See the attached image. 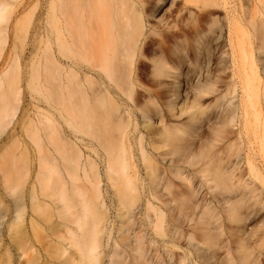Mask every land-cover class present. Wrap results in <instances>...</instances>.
Returning a JSON list of instances; mask_svg holds the SVG:
<instances>
[{"label":"bare ground","instance_id":"6f19581e","mask_svg":"<svg viewBox=\"0 0 264 264\" xmlns=\"http://www.w3.org/2000/svg\"><path fill=\"white\" fill-rule=\"evenodd\" d=\"M201 1L203 0L198 3ZM151 2L152 0H0V137H4V143H1L2 139L0 141V233H7L16 242L21 257L32 253L35 240L40 237L46 239L48 248L45 251V263H41V256L36 253L29 254L28 264H205L206 260L203 259V263L201 261L202 255L206 253L202 254L204 242H210L206 248L212 244L219 245L216 241L220 239V235L219 239H212L213 235L206 228L207 222L202 220L210 210L208 206H201L207 209L206 213L202 210L201 213H205L203 217L200 212L197 215L202 219L198 220L194 215L201 211L199 205L202 202L199 199L196 200L198 202L194 201L197 194V198L201 195L194 193L197 190L194 189L195 185L200 188L201 184L204 190L206 186L203 185L209 184V189H206L211 191L210 189L221 190L224 187L227 190V187L231 185L233 188L235 185L232 184H236V189L244 188L242 195L241 191H237L241 198L250 197L260 201L264 208V102L262 101L263 106L261 104V99L264 98L261 92L264 90V78L259 74L260 68H251L249 63L250 71L243 69L245 79L243 80V74L240 79L245 84L242 87L244 95H241L240 88V98L237 92L239 79L235 81L237 76L232 74L234 81L229 84V89L223 96L228 98L229 108L226 109H230V114L224 120L218 114L221 121H215L217 125L212 126L210 138H207L209 134L206 132L202 133L207 134V139L205 141V136L200 135L203 140L201 144V137L196 134L197 139L194 135L195 139L200 140L199 146L195 143L197 140L192 138L190 147L186 148L184 154L178 150L184 138V131L181 130H185L186 126L196 129L199 120L205 118L206 111L210 114L212 110L204 99L217 91V81H205L206 85H197L196 90L192 88L193 99L188 101V98L182 105L176 99V102L169 101L165 105L161 104L162 107L157 106L156 117L136 103L137 110L139 108L142 111L141 130L137 129V124L133 128L128 111L121 110L116 95L120 98L128 95L130 98L138 89L152 91L146 85V76L157 80L155 84L160 86L164 82L163 78L173 80L174 75L171 76L168 67L172 61L167 51V42L166 47L153 53L155 60L147 56L153 40L152 32L150 31L151 35L147 32V22L152 15ZM204 5L200 8V23L205 22ZM200 27L202 28L201 25ZM261 47L262 45L257 49ZM251 59L253 64L257 63V60L254 61L255 56H251ZM238 65L240 68H247V64ZM256 81L260 83L259 88ZM237 98L239 102L236 104L234 101ZM218 100L217 98V102ZM211 102V105L219 104ZM219 102L225 104L224 100ZM226 109L222 110L224 116L229 113H225ZM184 115L188 116L186 122L170 125L169 121L186 118ZM200 116L204 117L199 118ZM155 118H158V122ZM204 121L200 120L201 125L209 123H203ZM240 123H245L244 130L248 129L250 134L254 132V136L257 135L254 141L259 143L254 145L258 146V152L254 153L252 149L256 142L250 144L253 154L245 155L246 157L239 155L240 147L236 148L239 149V154L235 153L233 148L236 145L231 144L234 140L230 141V134L234 137L236 135L233 134L238 132L233 133L231 128L232 132H228L229 126L243 128ZM65 126H68V130ZM203 126L205 125L200 128ZM244 130L239 134V139H242V134L245 135L244 138L248 136L249 132L246 131L245 134ZM68 131L77 139H81L80 134L90 135L93 146L103 151L104 174L111 185L116 210L114 223L108 216L102 194L100 178L104 176H100V170L95 161L90 162V157L87 156L90 161L83 160L82 150L77 142L68 139ZM237 138H234L236 144ZM240 141L239 144H242ZM226 142H229L228 149L229 146L232 147L230 152L233 155L226 146L223 147ZM176 152L182 155H177ZM224 153L230 158L221 157ZM231 155L244 157L245 162L243 159L241 162L246 163L247 169L243 167L245 174L238 172L240 169L237 165L240 167L241 158H238L239 162L235 167L238 171L231 168L232 165L227 167L233 158ZM221 160L224 163L222 165L227 167L226 171L221 166ZM234 189L232 190L235 192ZM15 195L17 198L13 201L11 198ZM141 207L145 209L143 217ZM232 207L228 209L234 210V205ZM237 209L234 214L238 213ZM5 220V227L1 228ZM110 221L112 225L109 227ZM193 221L197 228L191 224ZM201 221L206 224L202 225ZM200 226L206 228L204 229L208 233L205 235L210 234V240L203 234L204 231L201 236ZM191 228L194 229L192 232ZM220 228L219 224L215 230L220 232ZM263 233L264 231L261 232ZM258 237L261 245L264 234ZM187 243L194 246V249L202 244L199 250L202 251L199 253L202 254L200 261L189 260L191 253L186 252L185 246H181L186 244L187 247ZM199 251L196 250L197 253ZM245 252L247 255V251ZM244 253L242 256L245 257H240L243 262L244 259L248 260ZM195 258L198 260L199 257ZM7 260L6 264H11L10 256ZM218 260L214 262L217 263ZM231 260L236 264L242 261L238 260L237 263V260ZM231 260L228 262L234 264ZM220 263L221 260L218 264Z\"/></svg>","mask_w":264,"mask_h":264},{"label":"rangeland","instance_id":"374dc122","mask_svg":"<svg viewBox=\"0 0 264 264\" xmlns=\"http://www.w3.org/2000/svg\"><path fill=\"white\" fill-rule=\"evenodd\" d=\"M198 1H200V0H187V1L186 0H155L153 3V0H152V2H151V7H152L151 13H152V15L149 18V21L147 22V32L149 34H150V31L152 32V35L151 34L150 35H151V39L153 36V40L150 42L151 47H150V50L148 51L149 53H147L148 54L147 56L150 57V59H152L153 53L156 50H161L162 48L166 47L165 43L167 42V49H168L167 51H168L169 57L171 58V61H172L170 63L171 66L169 65L168 67H169V70L171 72V76L174 75L172 78L173 80L171 81V79L163 78L164 84L162 83L160 86L159 84L158 85L155 84V82L157 80L154 81L152 78H149L150 76H146L145 77L146 78L145 79L146 85L148 84L147 85L148 88H150L153 91V93H152V91L150 92V91L145 90V89L144 90L138 89V90H136V93H133L134 95L133 94L130 95L131 96L130 98H128V95H123V97H121V98L118 97L117 95L115 96V97H117L118 104L122 107L121 110L128 111L127 113H129V114H127V115L131 116L130 118H132L131 121L133 122L132 127L134 128V124H137V129L139 128V130H141L143 127L142 119L140 116L142 111L139 108L137 110L136 103H138V105L141 109H146L149 114L156 117L157 106L162 107L161 104L165 105L169 101L176 102V99H177V103L182 105L185 100H188V98H189L188 101H191L193 99L194 90H196V88L198 86L201 87L203 85H206V82H210L213 80L217 81V83H216L217 91H215L212 94L213 96L207 97L206 99H204V101L206 100L205 101L207 103L206 105H209L210 106L209 109H211L212 111H210L209 115H208V112L206 111L205 118H202L204 116L199 117V118L203 119V120L200 119L201 121H204V119H205V121L203 123H205L208 119L209 120L211 119L210 120L211 123L208 120L211 125L209 126V123L207 125L202 124V125H205L206 127L203 126V128L201 129L200 126H202L201 125L202 122L200 123V120H199V122L197 121L198 123L196 122L197 126H196V129H194L195 131L188 128V126H186V129L192 130V131H189V133L186 132L187 130L185 129L186 130L185 131L184 128L181 131L182 132L184 131L185 134H184V132L182 133L179 130L182 133V136L184 138H186V139L183 138L185 143H184L183 139L181 140V142L179 140V142H180V144H182V146L180 144H178V142H177V144L179 146H181L180 148H182V150L180 148L178 149V150L183 152V153L181 152L182 154H184L186 152V148L190 147V143L192 142L191 141L192 138H193V140L196 141L197 139H199L196 137L197 135L199 137H201L200 140H202V136H205V141H206V139L210 138L209 136H211V134H212V131H213L212 126L216 127V125H217L216 122L217 121L219 122V119H220L219 116H222L221 119L223 118V120H224L230 114V109H228L229 111H227V109H226V108H229L228 98L226 99L223 96L227 93V91L229 89L228 88L229 84L232 82V80L234 81L232 76H234V75L237 76V77L235 76L236 78L234 77L236 79L235 81H237V79L240 80V81L238 80V86L239 87H237V92H238L239 98L241 95H244L243 89H242V87H244L243 86L244 81L242 82V80H241L242 74L244 75L243 80L245 79L244 78L245 77V74H244L245 71H243V69L244 70L247 69V71H250V67L248 65L249 63H251V65H250L251 68H252V66H257L256 68H260L259 74L261 75V77L264 78V0H203L204 3H203V1L198 3ZM205 2H207V3H205ZM201 3H203V5L206 4L207 6L204 5V13H205V20L204 21L205 22L200 23V19H199L200 14L199 13L201 12L200 8L203 7V5ZM198 4H200V5H198ZM198 7H199V9H198ZM153 9H156V11L154 12ZM202 23H204V24L202 25ZM200 25L202 26V28L200 27ZM180 33H182V34H180ZM164 36H166L168 38H166ZM175 36H177L178 38L176 39ZM179 36L181 38H179ZM184 36H185V39L183 38ZM168 39H169V41H168ZM170 40L171 41L176 40L177 43L175 41H174L175 43L174 42L172 43ZM159 41H161L162 43ZM231 42H232V44H230ZM162 44H164V46ZM176 44H178V45H176ZM261 45H262L261 49H257V47L259 46V48H260ZM170 50L172 53L170 52ZM251 53H253V54H251ZM232 55H234V57H232ZM251 56H253V58L255 56L254 61L257 60V63H254V64L252 63L253 60L251 59ZM153 59L155 60L156 58L154 57ZM245 59H247L246 63H244ZM147 62L151 63V61H149V60ZM233 63H234V65H233ZM238 64H242V66L247 64V68H243V67L240 68V65H238ZM248 67H249V70H248ZM240 69L243 72H240L241 71ZM256 70H258V69H256ZM234 71H235V73L238 72V75H237V73L236 74L233 73ZM232 74H234V75H232ZM205 77L208 79H205ZM213 77H215V78H213ZM147 78H149L148 79L149 81L147 80ZM152 81H154V82H152ZM178 81H180V82H178ZM256 82H257L256 85L260 84V83H258V81H256ZM261 82H262V80H261ZM153 83L155 86L153 85ZM241 84H242V86H241ZM259 86L260 85H258L257 88H259ZM225 87H226V89H225ZM192 88L194 90H192ZM240 88L242 89V91ZM260 89L258 90L259 92H260ZM219 90H222L221 92L223 95H221V92ZM239 90L242 92V94L240 93ZM139 91H141V92H139ZM263 91H261L262 96H264ZM146 92L148 93V95ZM174 92H176V93H174ZM161 93H163V95ZM217 93L219 94V97H218ZM186 95H188V96H186ZM157 96H159V97H157ZM147 97H149L150 99ZM178 97L179 98L181 97V99H179ZM214 97H216V98H214ZM123 98H125V99H123ZM217 98L219 99L218 102H217ZM239 98H237L234 102L235 103L239 102L238 101ZM136 99H138V100H136ZM151 99H153L155 101L153 102ZM225 99H226L227 103L225 102ZM263 99H261V104H262V101L264 102ZM134 100H136V101H134ZM222 100H224L225 104L223 102H221V103L219 102ZM119 101L121 102V104ZM125 101H126V103H125ZM207 101L208 102L213 101L214 103H219L220 105L219 104L218 105L222 108H220L217 104H216L217 107H215L216 105H211L210 102L208 104ZM213 102H211V103L213 104ZM128 104H129V106H128ZM154 104L155 105L158 104V105H156V107H155ZM133 106L136 110L133 108ZM143 106H144V108H143ZM213 106L216 108V110H213V109H215ZM247 106H248V104H247ZM262 106H263V104H262ZM148 107H150V108H148ZM151 108H152V110H151ZM224 108L226 109L225 113L229 112V113L225 114V116L223 115ZM219 109H220V111H219ZM248 109H249V106L247 107V110ZM262 109H264V107ZM139 111H140V113H139ZM152 111H153V113H152ZM133 112H135V113H133ZM216 112H217V114H216ZM215 114H216V117H215ZM218 114H219V116H218ZM212 115H213V117H212ZM184 116H186V115H184ZM244 118L245 117L243 116V122H244ZM187 119H188V116H186V118L181 117L179 120L175 119L176 121L171 120L169 122H170V125L171 124L175 125L177 123H180L181 121L186 122ZM221 119H220V121H221ZM133 120H135V121L138 120V121L134 122ZM87 121L89 122L90 120H87ZM155 121L158 122V118L157 119L155 118ZM213 121H214V123H212ZM196 123H195V125H196ZM198 124H200V125H198ZM213 124H215V125H213ZM244 124H241L244 126L243 128L240 125L241 130H240L239 126H235L233 128H232V126H229V128H228L229 134H230V132H232L231 129H233V133L238 132V134H236V133L233 134V135H236L234 137L231 135L232 133L230 134V137H232L230 139V141H232V140L235 141L234 138H237L241 132L243 133L242 129L244 130V128H245ZM140 126H142V127H140ZM208 126L212 129H210ZM67 127L68 126H65L66 130H68ZM94 128L95 127H93L92 130H94ZM246 131L249 132L248 129L247 130L245 129L244 130L245 134L247 133ZM204 132H206L209 135H207L206 133H205V135H203ZM136 133H138V130L135 131V134ZM191 133H193V135ZM189 134H190V136H188ZM247 134H248V136H246L245 138H244V136H245L244 134H242L243 136H241L242 139H239L240 136L237 138L238 144H236L237 142H234V141H232V143H231V144L234 143L236 145V147H234L235 145L233 144L234 145L233 150L235 149L237 151L240 149L239 151H241L240 152L241 154H239L238 151L237 152L234 151V152L238 153L241 156L244 155V157H246L245 155L253 154L254 151L258 152V146H254V145H259L257 140L254 141V139H257V138H255L257 135L254 136L255 135L254 132L251 134L249 132ZM66 135L68 136L69 140H71L73 142H77L76 144L79 146V149H81L82 150L81 152L84 154L83 160L85 161L87 159V156L90 157L91 159L90 158L89 159L92 161H90L88 159L87 160L92 162V163H93V161H95V163L97 165L96 167H98V169L101 172V173L99 172L100 176L102 177V175H103L105 177V174H104V165H105L104 153L102 154L103 151H100L101 149L97 148V146L96 147L93 146L94 143H93V140L90 138L91 136L89 135L90 136L89 137L87 135L80 134L81 139H77V138H74L73 136H71L69 134V131H68V133H66ZM194 135L197 139H195ZM200 135H202V136H200ZM206 135L208 136L207 138H206ZM182 136L180 138H182ZM259 136H260V134H259ZM187 137L189 139H187ZM246 138H247V140H246ZM1 139H2V137H0V141H1ZM186 140L189 143L186 142ZM200 140H197L195 142L196 145L198 144V146H199L198 141H200ZM240 140H243V141H240ZM249 140H252V141H249ZM2 141H1V143H4V137H3ZM239 141L242 142V144H239ZM253 141L256 143H254ZM200 142H201V144H203V140ZM229 142H226L225 144H223V147L226 146L227 148L226 147L225 148L229 151L230 154H232L230 152L232 150V147L229 146L231 148V150H230V148L228 149V146H227V143H229ZM183 143H184V146H183ZM247 143H249V145L252 143L254 149L251 148L252 145L249 146ZM231 144H229V145H231ZM237 145H240V146H237ZM86 146H87V149L85 148ZM200 146L202 147L203 145H200ZM237 147L238 148L240 147V148L236 149ZM33 148H35V146ZM75 149H76V147H75ZM226 149H225V151H226ZM251 149L253 150V153H252ZM223 152L224 151H222V153ZM176 153H177V155L179 154V152H176ZM227 153H226V155H228ZM182 154H179V155H182ZM226 155L224 153V155H222L221 157H224ZM232 155H231V157H233V158L231 159V161L228 162L229 165H227V167L232 165L231 168H233V167L235 168L237 162H239V161L241 162L244 157H238L239 155H237V156H232ZM227 157L228 156H226L225 158H227ZM102 158H103V160H102ZM228 158H230V156ZM238 158L239 159L241 158V159L239 160ZM222 160H223V158H222ZM222 160H221V166H222V168L225 169L224 171H226L227 167L225 165L224 166L222 165L226 162H225V160H223L224 161V163H223ZM243 160L245 162V159H243ZM245 164L246 163L241 162L240 167H239V165H237L238 168L240 169V171L237 170L238 168H235V169L239 173L240 172L246 173V171H244ZM241 167H242V169H241ZM229 168H228V171H229ZM245 169H247V167ZM230 171H231V169H230ZM232 171H234V170L232 169ZM234 173H237V172H234ZM104 177L100 178V179H102V181L100 180L101 181V189H102V194L105 197L104 200H105V204H106L105 206L108 209V212H107L108 216L112 220L113 216L115 218V214H116V213H114V210H115L114 197H113V194L111 191L112 190L111 185L108 182L107 178L106 177L104 178ZM247 177L248 176H246V179H247ZM141 178H143V176H141ZM141 181L144 182V179H142ZM141 181H140V183L143 184ZM178 182H181V181L178 180ZM187 183H189L188 180H187ZM195 183H196V181H195ZM208 185H203V186H206L204 188V190H203V188H201V184H200V188L202 190L200 188H198L199 187L198 185L197 186L195 185L194 189H197V190L196 191L194 190V193H196V194L201 193V195L199 194L200 196H199V198H197L198 197V194H197V197H194V198H196V199H194V201L199 199V202L202 201L201 204L199 205V207H201L204 204V206H208L210 210L209 211H207V209L205 210L204 208H206V207L203 206V208L201 207V211H197L198 213L194 209V211L196 212V213H194V215L198 219V218H200L199 216H197V215H199V212L200 213L203 211L208 212V214L204 215L203 219L200 218V219L207 222V224H206V223H203L201 221L202 225L206 224L207 231L211 235H213L212 239H213V237L219 239L218 235H220V239H219L220 241L219 240L216 241V242H218L217 244H219V243L220 244L219 245L212 244V245H210V247L206 248L205 246L210 244V242L208 243V240H207V243L204 242L205 244H204L203 248L204 247L206 248V249L202 248V251H203L202 254H204V252H206L204 255L199 254L202 252V251L201 252L199 251V250H201L200 246L202 247V244L197 248L195 247V249H194V246H192L190 243H187V247L191 246V247H189L191 249H189V248L187 249L186 244H184V245L182 244L181 246H183V247L185 246L184 248H186V252H188L189 254L191 253L189 255V260L192 262V260L193 261H200L202 259L201 260L202 263L204 260H206V262H204V263L210 264V263H213L214 261H217L219 259L218 257H220L218 262L217 263L214 262L213 264H215V263L218 264L220 260L222 261V263H220V264H226V263L230 264L231 262L229 263L228 260H231V258L235 259V261L237 260V263H238V260L239 261L242 260V258H240L242 256V254L245 251H247V255L249 254V256H247L245 254L246 252L244 254L246 255V257H248V260L244 259V262H243V260L241 262H243L245 264H264V244H263L264 241L263 242L261 241L262 244L259 245V242H260L259 238L260 237H258V236L264 234V233L261 234V232L264 231L263 230V228H264V208H263L261 202L257 201V200H252V199H250V197H248V198L246 197L247 199L245 197H243L245 199L241 198V195L244 192L242 190L244 188H240L242 190L236 189V187H235L236 184H232V185H235L233 187V188H235L234 189L235 192L232 190L233 188L230 187L231 185L229 186L231 189L229 187H227L230 190H228V189L225 190L224 189L225 187H224L221 190L218 188L219 190L210 189L211 191H208V189H209ZM211 186H213V184L210 185V187ZM237 186H238V184H237ZM240 187H242V186H240ZM206 188H208V189H206ZM143 190L144 189L142 188V194L144 196L145 194H144ZM203 191H205V192H203ZM237 191L238 192L241 191L242 192L241 195ZM236 193H237V198H241V200L235 198ZM196 194H194V195L196 196ZM233 196H235V197L233 198ZM16 198H17V196L15 195L11 199L14 201ZM200 199H202V200H200ZM203 199H204V201H203ZM196 202H198V201H196ZM238 204L239 205L244 204V205H242V207H241ZM233 205H234V210L237 208H240L242 210L240 211V209H237L238 211H236V212H238V213L234 214L233 209H231V208H230L231 210L228 209L229 207H232ZM235 205L237 207H235ZM243 206L244 207L246 206V208H244ZM141 209H142L141 210L142 212L143 211L145 212V209H143V207H141ZM258 210H260L259 213H258ZM115 212H116V210H115ZM144 212H143V215L140 213L141 217L144 216V214H145ZM205 213H203V214H205ZM229 213H233L234 217H231L233 215H231V214L229 215ZM254 213H255V215L258 216L257 218H255L256 216L254 215ZM203 214L201 213L202 216L201 215L200 216L203 217ZM259 215H260V217H259ZM196 218L194 217V219H196ZM112 221L114 223V219ZM112 221H110V224H108L109 227L112 225ZM196 221L197 220H195V223H196ZM5 222H6V220L1 225V228L5 227ZM192 223L194 224V227L197 226V225H195L194 221L191 222V224ZM199 223H200V221H199ZM219 224L221 227L219 230L220 232H218V230H215L216 227L219 226ZM200 225H201V223H200ZM195 228H197V227H195ZM201 228H202L201 231L198 229L200 231V234L204 231L203 234L205 235L207 232V231H205L206 228L205 227H201ZM193 230L194 229H192L191 232ZM198 230L196 229V231H198ZM217 233H220V234H217ZM203 234H201V236ZM210 234L205 235V236L208 237ZM197 235H199V234H197ZM215 236H217V237H215ZM208 238L210 240L211 237H208ZM212 239H211V241H212V243H214V241ZM34 244H35L34 250L32 251V253H29V254L38 253L41 256L40 257L41 263H45V261H46L45 251L48 248L46 239H43L42 237H40L39 240H35ZM219 246H220V248H219ZM196 250H198L199 252L197 253ZM195 252L197 254H199L200 256L196 255ZM29 254L26 257H21V251L17 248L16 242L14 240H12L11 237L7 233H0V264H6L9 256H10L11 264H28L27 260H28ZM192 254H193V256H192ZM201 255L203 256V258H201ZM215 255L218 256L217 257L218 259L215 258L216 257ZM191 256H192V258H191ZM194 256L199 257L198 260ZM206 256H208L209 259ZM242 257L244 258L245 256H242ZM214 259H216V260H214ZM231 261L234 264H236V262H234L233 260H231ZM241 262H239V263H241Z\"/></svg>","mask_w":264,"mask_h":264}]
</instances>
